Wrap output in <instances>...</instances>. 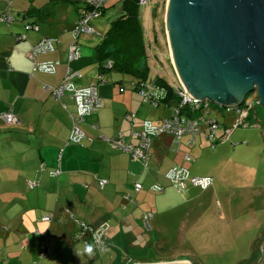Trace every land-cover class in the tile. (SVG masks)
<instances>
[{"label": "crops", "instance_id": "0c3cea01", "mask_svg": "<svg viewBox=\"0 0 264 264\" xmlns=\"http://www.w3.org/2000/svg\"><path fill=\"white\" fill-rule=\"evenodd\" d=\"M85 2L0 0V13L14 17L12 22H0V114L12 110L19 120L9 124L0 118V211L6 224H2L1 234L8 258L6 263L5 255L1 256L2 264H36L39 251L45 252V256L40 255L43 259L48 258L47 254L53 256L45 260L46 264H125L120 247L129 243L146 249L149 241L138 233L143 229L141 224L152 229L153 208L160 210L161 204L168 203L169 189L179 191L166 177L167 172L179 166L197 176L186 165V161L194 160L192 156L191 160L185 159L183 138L179 149L171 135L155 138L147 164L114 149L106 140L119 130L129 134L133 126L130 112L137 115V127L144 120L158 123L138 117L137 111L148 102L136 89L137 80L127 88L124 81L109 73V81L113 78L119 88L111 87L109 81L100 87L103 107L81 124L85 132L81 143L71 138L76 103L68 93L63 95L68 96L65 102L63 96L55 98L52 91L63 83L69 68L82 75L74 79L78 87L95 83L100 74L97 50L85 47L81 37L77 41L80 57L69 59L70 47L75 43L71 30ZM33 23L39 25L38 30L26 29ZM43 38L54 40V50L37 55L33 61L28 54ZM35 62L51 64L53 68L39 69ZM92 63L94 67L90 69ZM150 87L166 95L156 83ZM230 128L233 127H223L221 141L226 142L238 127L227 135ZM203 134L208 141L203 131L190 144L188 137L185 145L196 144ZM206 176L209 175H202ZM141 178L159 194H141L145 189ZM101 180L107 183L100 186ZM136 182L143 185L137 192ZM179 192L183 199V190ZM129 193L133 195L131 200L124 197ZM150 195L153 196L149 198ZM148 213L153 216L147 222ZM48 214L53 215L52 219L43 220ZM79 221L103 232L106 246L74 239ZM86 245L93 246V255L84 252ZM132 259H127L128 263L134 262Z\"/></svg>", "mask_w": 264, "mask_h": 264}, {"label": "rangeland", "instance_id": "374dc122", "mask_svg": "<svg viewBox=\"0 0 264 264\" xmlns=\"http://www.w3.org/2000/svg\"><path fill=\"white\" fill-rule=\"evenodd\" d=\"M166 6L167 0H152L147 5L140 6L148 52V80L153 81L161 77L177 90L180 80L170 56L165 25ZM123 12L122 0H110L106 5L105 14L92 20L96 32L80 36L85 47L97 50V45L102 42L112 22L120 18ZM93 67L94 63L90 64V69ZM110 74L112 77L117 76L118 81H124L127 88L132 87V80H137L135 76L119 72ZM112 79L109 81V76L107 77L108 84L118 89L119 83ZM163 93H166V90ZM257 95L254 91L246 98L247 102L254 103L250 117L252 124L235 129L226 142L221 141L216 147H212L203 134L202 138L198 137L196 144L186 146L188 137L183 138L181 149L185 154L189 153L194 160L186 161L192 175L212 176L214 183L208 189L189 185L183 189V199L180 197L181 192L169 189L168 203L161 204L160 210H152V229L142 223L143 229L138 231L141 238L149 241L148 247L143 249L145 246L134 247L129 243L128 246L120 247L123 254L120 258L125 259V264L172 261H189L191 264H246L255 254L253 261L248 264H263L264 107L259 104ZM67 97L63 96L62 101L66 102ZM150 104L143 103L142 109L137 111L138 117L159 122L162 117L170 114L171 107L177 102L173 100L170 106L160 105L155 108ZM208 115L220 123L217 128L218 137L224 130L223 127H233L236 119L234 110L228 111L214 102H211ZM177 146L175 145V148ZM142 182L145 189L141 194H159L150 189L146 179H142ZM2 215L1 210L0 257L6 253L3 252L4 234H1L3 225L6 224L2 221ZM41 253L42 251H39L36 257V264H42L43 260L46 264L45 260L53 257L47 254L48 258L43 259ZM4 257L8 263L7 256ZM132 258L134 262L128 263Z\"/></svg>", "mask_w": 264, "mask_h": 264}, {"label": "water", "instance_id": "95a60500", "mask_svg": "<svg viewBox=\"0 0 264 264\" xmlns=\"http://www.w3.org/2000/svg\"><path fill=\"white\" fill-rule=\"evenodd\" d=\"M165 25L172 64L192 97L234 108L256 91L264 107V0H167Z\"/></svg>", "mask_w": 264, "mask_h": 264}, {"label": "built area", "instance_id": "2783aa9c", "mask_svg": "<svg viewBox=\"0 0 264 264\" xmlns=\"http://www.w3.org/2000/svg\"><path fill=\"white\" fill-rule=\"evenodd\" d=\"M109 1L110 0H86L84 6L80 9L78 20L71 30L75 43L69 50L70 61L76 60L80 57L77 43L79 37L82 34H94L96 32L94 26L92 25V20L102 15V11ZM150 1L152 0H140V4L144 6ZM13 20L14 17L12 15L6 12L0 13V22L9 23ZM26 29L38 30L39 25L28 24L26 25ZM21 38H25V35H22ZM53 41L54 40L52 38H43L36 45L32 46L28 54L29 57L35 61L37 55L54 50ZM35 66L36 68L43 70H52L53 68L51 64H39V62H35ZM105 66L107 68H111L112 62L110 61L108 64H105ZM81 76L80 72L73 71L69 68L63 83L58 88H53L52 91L53 96L57 99H61L64 94L68 93L76 103L77 114L72 116L74 124L71 138L77 143H81L82 139L85 137V132L81 127V123L85 122L88 115L103 107L100 87L106 83L105 78L100 75L99 79L95 83L86 87H78L75 85L74 79ZM151 89L152 87H150V90ZM149 91L142 89L140 93L147 102L151 103L153 106H159V101L161 98H164V96L161 97L162 95L159 96L158 94L150 93L151 91ZM174 94L178 97V104L171 107V111L168 116L162 118L158 123L144 120L141 126L137 127L135 126L137 115L134 112L130 113L128 114V117L133 123V126L131 127L129 134L119 130L114 136L106 138L108 143L114 149L129 153L133 160L144 164H147L151 158L154 139L160 137L161 135L173 136L174 142L178 145L179 149L182 138L189 137L190 140L187 144H190L204 131L211 146L216 147L217 143L223 140L224 136H217V128L220 123L217 120L210 118L208 115L210 114L211 101L207 99L200 100L192 97L186 88L181 84L180 87L174 91ZM257 98L259 101L258 95ZM253 109V101L247 102L246 100L240 106L227 108L228 111L234 110L236 114V121L233 128L226 130V134H230V132L237 127L250 125V116ZM0 118L9 124L17 123L19 121L18 117L12 112V110L1 113ZM128 135L130 139H128ZM185 159L191 160V155L185 154ZM166 177L175 187L179 189V191L189 185L207 189L214 183V178L212 176H191L186 167L179 166L170 169L167 172ZM106 183V180H101L100 186H104ZM30 184L33 186L35 183L30 182ZM155 188L159 191L164 190L162 186H155ZM142 189L143 185L136 182L134 185V191L137 192ZM124 197L127 200H131L133 195L129 193ZM152 216V213H148L146 215V221L148 222ZM52 217V214H48L43 217V220L50 221ZM77 226L78 228L74 235L75 239L83 240L85 243L93 241L101 247L106 246L103 232L97 231L89 224L81 221L77 223ZM42 256H45V252L42 253Z\"/></svg>", "mask_w": 264, "mask_h": 264}, {"label": "trees", "instance_id": "16d2710c", "mask_svg": "<svg viewBox=\"0 0 264 264\" xmlns=\"http://www.w3.org/2000/svg\"><path fill=\"white\" fill-rule=\"evenodd\" d=\"M122 2L123 14L120 18L112 22L102 42L96 47L98 53L97 61L100 70L99 76H103L106 83L108 81L107 75L111 72L135 76L137 78L136 89L139 90V92L142 89L149 91L151 84L156 83L166 90V95L164 94L161 96H164V98L160 97L161 102L159 101V106H170L173 100L178 104V97L174 94L175 90L164 79L157 77L153 81L148 80V52L140 18V0H122ZM105 10L106 6L102 11V15L105 14ZM110 61L112 62V67L107 68L105 64H108ZM150 91V93L159 95V93L152 89ZM255 256L256 254L248 263L252 262Z\"/></svg>", "mask_w": 264, "mask_h": 264}, {"label": "clouds", "instance_id": "9594fccd", "mask_svg": "<svg viewBox=\"0 0 264 264\" xmlns=\"http://www.w3.org/2000/svg\"><path fill=\"white\" fill-rule=\"evenodd\" d=\"M84 252L90 256L93 255L94 254L93 246L92 245H86L84 248Z\"/></svg>", "mask_w": 264, "mask_h": 264}, {"label": "bare ground", "instance_id": "6f19581e", "mask_svg": "<svg viewBox=\"0 0 264 264\" xmlns=\"http://www.w3.org/2000/svg\"><path fill=\"white\" fill-rule=\"evenodd\" d=\"M178 262H182V261H178Z\"/></svg>", "mask_w": 264, "mask_h": 264}]
</instances>
